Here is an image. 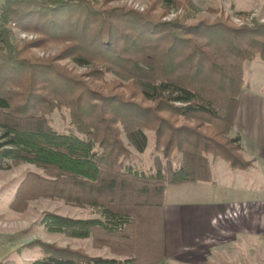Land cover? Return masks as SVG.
<instances>
[{"label": "trees", "instance_id": "obj_1", "mask_svg": "<svg viewBox=\"0 0 264 264\" xmlns=\"http://www.w3.org/2000/svg\"><path fill=\"white\" fill-rule=\"evenodd\" d=\"M171 9L181 16L162 20ZM193 16L189 0H154L146 12L91 0L0 3V171L29 164L54 180L29 174L26 183L49 192L74 187L78 195L66 203L92 208L94 217L48 213L39 224L69 238L92 239L114 256L35 242L28 246L40 249L41 257L30 264H161L166 188L210 181V158L234 170L251 167L231 129L243 64L264 60V23L236 26L228 17L188 23ZM18 32L38 38L22 43ZM51 44H63L60 58L88 68L91 80L129 93L91 91L53 60L29 52ZM63 110L69 133L50 124L53 113ZM147 132L154 153L168 163L164 170L142 172L126 163L130 149L145 152ZM23 195L20 187L12 206Z\"/></svg>", "mask_w": 264, "mask_h": 264}, {"label": "rangeland", "instance_id": "obj_2", "mask_svg": "<svg viewBox=\"0 0 264 264\" xmlns=\"http://www.w3.org/2000/svg\"><path fill=\"white\" fill-rule=\"evenodd\" d=\"M95 2L106 1L108 7H122L136 12L150 11L154 0H91ZM193 6L194 16L188 23H196L200 20L214 22L216 19L228 17L230 22L236 26L243 24L251 26L253 22L264 23V2L261 0H189ZM2 0H0V3ZM156 17L160 16V10L151 11ZM238 12L247 13L244 19L238 18ZM169 14L162 16L165 21L174 20L180 17L182 12L179 9H171ZM18 41L29 42L38 38L37 35L29 32H18ZM63 44H51L44 48H30L32 57L37 59L53 60L58 66L67 71L71 76L83 82L91 91L101 94H123L129 93L128 89L111 84L104 85L99 81H93L88 77L89 69L79 67L69 59L60 58ZM106 78H110L106 76ZM243 89H250L257 93H264V61L256 58L251 62L243 64ZM243 91V90H242ZM241 107V106H240ZM244 110V106L241 107ZM243 117V116H242ZM243 121V119H242ZM50 124L57 132L69 133L72 127L68 121L67 111H56L50 117ZM232 130V129H231ZM232 134H234L232 132ZM147 148L143 154H138L132 149L127 164L142 172H155L164 170L168 165L161 154L154 153L153 134L146 133ZM126 143V141L124 140ZM210 162L215 161L211 158ZM171 163L176 164L174 158ZM223 163V162H222ZM249 169V168H248ZM246 169V171L248 170ZM29 174L44 177L47 180H54L53 177L32 165L22 164L13 167L8 171H0V263L11 262L15 264H30L33 260L41 257L40 249L31 248L28 244L45 243L58 248H66L86 253L90 257L114 258L107 248L95 245L92 239H73L60 233H52L45 230L40 220L45 214H56L69 218H91L94 217V210L89 207L74 206L66 203L65 199L75 193L74 187L63 185L57 190L50 189L56 194H51L49 189L42 186H33L32 182L26 183L25 179ZM24 189V195L16 200L15 206L12 201L17 190ZM169 199L167 203L178 204L181 196V187L168 186ZM193 188V187H190ZM79 192V191H77ZM60 193V195H59ZM191 200L194 196L190 195ZM163 195V205H164ZM164 208V207H163ZM161 264H179L163 258Z\"/></svg>", "mask_w": 264, "mask_h": 264}, {"label": "crops", "instance_id": "obj_3", "mask_svg": "<svg viewBox=\"0 0 264 264\" xmlns=\"http://www.w3.org/2000/svg\"><path fill=\"white\" fill-rule=\"evenodd\" d=\"M232 132L240 135L243 157L251 167L234 170L222 160L210 162V181L175 185L181 187L178 204L167 203L166 188L165 259L179 264H264V93L243 89Z\"/></svg>", "mask_w": 264, "mask_h": 264}]
</instances>
